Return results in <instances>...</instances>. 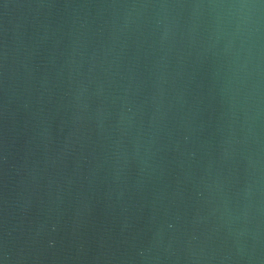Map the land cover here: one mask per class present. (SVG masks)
I'll return each mask as SVG.
<instances>
[{"label": "water", "instance_id": "obj_1", "mask_svg": "<svg viewBox=\"0 0 264 264\" xmlns=\"http://www.w3.org/2000/svg\"><path fill=\"white\" fill-rule=\"evenodd\" d=\"M0 264H264V0H0Z\"/></svg>", "mask_w": 264, "mask_h": 264}]
</instances>
